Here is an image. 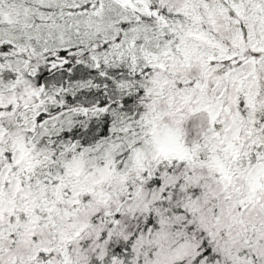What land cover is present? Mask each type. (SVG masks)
Masks as SVG:
<instances>
[{"label": "snow or ice", "instance_id": "6c2138e0", "mask_svg": "<svg viewBox=\"0 0 264 264\" xmlns=\"http://www.w3.org/2000/svg\"><path fill=\"white\" fill-rule=\"evenodd\" d=\"M0 264H264V0H0Z\"/></svg>", "mask_w": 264, "mask_h": 264}]
</instances>
